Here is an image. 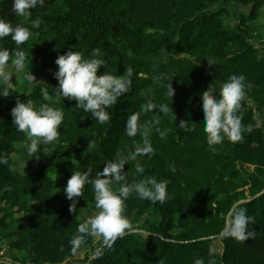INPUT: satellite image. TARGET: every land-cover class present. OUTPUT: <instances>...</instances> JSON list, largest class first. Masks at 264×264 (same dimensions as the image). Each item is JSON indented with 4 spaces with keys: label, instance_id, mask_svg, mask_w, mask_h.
Wrapping results in <instances>:
<instances>
[{
    "label": "trees",
    "instance_id": "16d2710c",
    "mask_svg": "<svg viewBox=\"0 0 264 264\" xmlns=\"http://www.w3.org/2000/svg\"><path fill=\"white\" fill-rule=\"evenodd\" d=\"M258 19L264 0H0V63L49 82H0V264H264Z\"/></svg>",
    "mask_w": 264,
    "mask_h": 264
},
{
    "label": "rangeland",
    "instance_id": "374dc122",
    "mask_svg": "<svg viewBox=\"0 0 264 264\" xmlns=\"http://www.w3.org/2000/svg\"><path fill=\"white\" fill-rule=\"evenodd\" d=\"M240 11L244 13L245 15L248 14L249 6H239L235 5V9L233 11ZM261 15V14H260ZM249 23H251L252 26H258L261 31L260 33H263L262 31L263 27V19H258L255 23L250 20ZM254 34L257 36L258 39V31H255ZM0 82H3L6 84L7 87H14L17 84H24L25 86L28 87L27 92H29L32 88L33 85H48L49 82L46 78H44L41 75H36L30 70L29 68H26L23 64H19L17 62H14V65L12 67H6L3 64L0 63ZM84 86H89L88 82H81ZM80 87L78 83L74 85V87ZM102 87L103 84H100ZM46 123L48 126V131L51 132V128L53 126V121H52V116L51 114H48L46 116ZM46 137V132L42 129L39 128L35 130L32 133H29L26 140L24 141L25 146L32 147L33 145L38 144L42 140H44ZM26 156V153L23 154V157ZM19 165H20V170L25 173L27 171L34 170V166L29 163L27 159H24L20 157L19 159ZM81 214L84 219H86L89 224L92 226L91 229V235L94 239L98 238V232L100 228H103L106 225V222L103 220V212L100 208H97L96 210H91L88 211L85 208H81ZM215 247L217 248V244H215ZM2 255V251L0 250V256ZM14 256L12 254H9L6 256L4 259L6 261H10ZM10 258V259H9ZM83 254L79 255L77 259H82ZM63 264H81L80 262H72L68 260L66 263Z\"/></svg>",
    "mask_w": 264,
    "mask_h": 264
},
{
    "label": "water",
    "instance_id": "95a60500",
    "mask_svg": "<svg viewBox=\"0 0 264 264\" xmlns=\"http://www.w3.org/2000/svg\"><path fill=\"white\" fill-rule=\"evenodd\" d=\"M264 192V189H262V191L260 192V193H263ZM259 193V194H260ZM258 194V195H259ZM248 200V199H247ZM242 201H238V202H236L233 206H232V208L230 209V211H229V213L227 214V223H226V226H225V228L222 230V232H221V234H224L227 230H228V228H229V220H230V216H231V213L233 212V210H234V208L239 204V203H241Z\"/></svg>",
    "mask_w": 264,
    "mask_h": 264
}]
</instances>
